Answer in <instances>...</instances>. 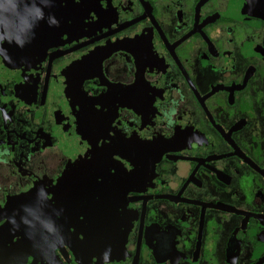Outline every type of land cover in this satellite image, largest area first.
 <instances>
[{
	"label": "flooded vegetation",
	"instance_id": "flooded-vegetation-1",
	"mask_svg": "<svg viewBox=\"0 0 264 264\" xmlns=\"http://www.w3.org/2000/svg\"><path fill=\"white\" fill-rule=\"evenodd\" d=\"M0 264H264V0H0Z\"/></svg>",
	"mask_w": 264,
	"mask_h": 264
}]
</instances>
